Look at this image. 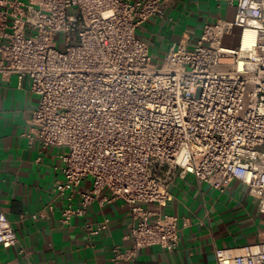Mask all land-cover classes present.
<instances>
[{
	"label": "built area",
	"instance_id": "obj_1",
	"mask_svg": "<svg viewBox=\"0 0 264 264\" xmlns=\"http://www.w3.org/2000/svg\"><path fill=\"white\" fill-rule=\"evenodd\" d=\"M228 1L233 21L205 24L158 66L138 30L164 14L165 0H0V78L29 80L38 96L22 135L61 149L60 196L91 179L79 203L62 209V224L85 216L96 198L129 206L133 244L114 246L111 264L154 245L178 248V218L162 211L178 177L221 192L241 180L264 212V0ZM234 27L242 32L230 46ZM247 28L255 39L244 48ZM108 223L85 226L97 235ZM18 241L0 206V246ZM215 256L217 264H264V241Z\"/></svg>",
	"mask_w": 264,
	"mask_h": 264
},
{
	"label": "crops",
	"instance_id": "obj_2",
	"mask_svg": "<svg viewBox=\"0 0 264 264\" xmlns=\"http://www.w3.org/2000/svg\"><path fill=\"white\" fill-rule=\"evenodd\" d=\"M165 4L162 16L151 17L138 30L158 66L173 44L193 43L205 24L233 21L237 12L228 0H165ZM37 103L29 80L0 78V206L19 236L15 246H0V260L6 264H111L114 246L133 244L129 206L121 199L103 202L96 198L85 216L62 224V209L69 202L79 203L81 192L91 188V179L73 193L58 194L61 149L42 147L22 135L30 129ZM171 193L162 211L178 218V248L168 252L159 245L150 246L135 261L119 264H217V248L264 241V212L241 180H232L221 192L187 175L175 179ZM106 219L108 227L99 234L87 232V223Z\"/></svg>",
	"mask_w": 264,
	"mask_h": 264
},
{
	"label": "rangeland",
	"instance_id": "obj_3",
	"mask_svg": "<svg viewBox=\"0 0 264 264\" xmlns=\"http://www.w3.org/2000/svg\"><path fill=\"white\" fill-rule=\"evenodd\" d=\"M241 32H242V29L240 27H235L233 29L232 33L225 35V38H224L225 42L229 43V45H233V46L238 45V43H239L238 40L240 38ZM59 47L62 48V45H59ZM159 65H160V63H159ZM63 151L67 152V149H64Z\"/></svg>",
	"mask_w": 264,
	"mask_h": 264
},
{
	"label": "bare ground",
	"instance_id": "obj_4",
	"mask_svg": "<svg viewBox=\"0 0 264 264\" xmlns=\"http://www.w3.org/2000/svg\"><path fill=\"white\" fill-rule=\"evenodd\" d=\"M254 39H255V32L250 28L245 29L242 37L243 47L245 48L251 46L254 42Z\"/></svg>",
	"mask_w": 264,
	"mask_h": 264
}]
</instances>
